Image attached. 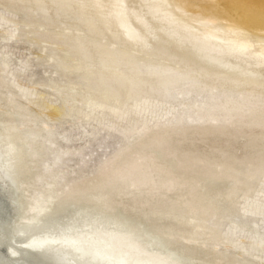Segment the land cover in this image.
Masks as SVG:
<instances>
[{
  "label": "bare ground",
  "instance_id": "1",
  "mask_svg": "<svg viewBox=\"0 0 264 264\" xmlns=\"http://www.w3.org/2000/svg\"><path fill=\"white\" fill-rule=\"evenodd\" d=\"M15 1L42 11L44 2L56 13L73 11L86 26L85 36L45 39L56 42L63 62L75 63L67 83L53 86L59 103L52 122L62 117L72 127L126 122L157 109L199 76L264 88V0H6L10 7ZM153 55L164 60L153 62ZM6 98L9 108L0 109V190L9 189L19 205L9 207V196L0 192V264H202L192 255V242L159 238L158 233L181 234L189 227L173 217V191H165V181L188 190L200 216L225 212L236 194L217 188L247 163L237 156L240 142L233 150L223 145L224 130L180 136L146 131L143 137L153 140L146 149L156 165L146 176L123 174V162L105 168L74 184L41 224L27 231L22 218L16 229L23 209L19 187L32 178L44 141L67 137L43 121L44 129L34 117L28 118L35 122L32 128L16 123L25 118L15 111L13 98ZM251 162L254 168L241 180L246 196L254 192V180L264 181V155ZM15 248L30 261L13 255Z\"/></svg>",
  "mask_w": 264,
  "mask_h": 264
},
{
  "label": "rangeland",
  "instance_id": "2",
  "mask_svg": "<svg viewBox=\"0 0 264 264\" xmlns=\"http://www.w3.org/2000/svg\"><path fill=\"white\" fill-rule=\"evenodd\" d=\"M43 7L42 11L30 2L18 1L10 7L6 0H0V98L3 101L0 109H8L10 101L6 97H12L15 111L25 118L15 119L16 123L23 122L32 128L35 122H29L28 118L34 117L44 129L45 122L67 137L53 143L50 139L44 141L45 151L32 165V178L19 187L23 209L15 228L23 225L22 218L27 231L38 226L74 184L105 168L115 169V165L123 162V174L134 172L140 177L146 176L147 170L156 167L146 149L153 140L142 135L146 131H169L180 136L204 129L224 130L222 144L233 150L240 142L242 150H238L241 154L238 152L237 156L247 162L244 168L234 173L231 170L232 177L227 174L229 178L217 188V191L229 188L235 192L232 206L223 213L214 211L200 216L188 190H179L174 180L167 179L164 188L166 192L173 191V217L185 220L189 227L185 233L158 235L169 244L192 242L196 248L192 255H198L202 264H248L246 260L264 264V181L252 182L255 189L250 196L244 195L245 183L241 182L254 168L251 161L255 156L264 155V88L232 79L199 76L157 109L135 115L126 122L114 121L107 125L92 122L82 127H72L73 121L67 117L52 122L53 109L59 103L53 86L67 83L66 74L74 70L75 63L63 62L58 57L61 51L55 47L56 42L45 39L57 34L66 42L74 34L85 36L87 30L77 22L78 16L73 11L56 13L55 7L47 2ZM65 42L57 43L64 46ZM152 57L153 62L163 59ZM166 58L169 63H175L174 58ZM135 144L139 147L133 149ZM253 149L258 152L254 153ZM159 171L163 173L162 169ZM0 192L6 198L9 196V207L18 209L19 201L14 203L9 189ZM150 219H146L148 223L153 222ZM212 230L215 235L208 233ZM221 234L223 237L219 239ZM256 246H261V250L255 251ZM20 252L24 250L15 248L13 255L30 261ZM201 252L204 254L199 256Z\"/></svg>",
  "mask_w": 264,
  "mask_h": 264
},
{
  "label": "water",
  "instance_id": "3",
  "mask_svg": "<svg viewBox=\"0 0 264 264\" xmlns=\"http://www.w3.org/2000/svg\"><path fill=\"white\" fill-rule=\"evenodd\" d=\"M174 253H176V252H174ZM176 254H178V253H176Z\"/></svg>",
  "mask_w": 264,
  "mask_h": 264
}]
</instances>
